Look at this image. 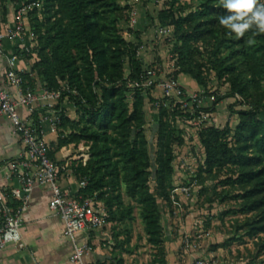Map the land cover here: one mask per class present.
Here are the masks:
<instances>
[{
	"label": "trees",
	"instance_id": "1",
	"mask_svg": "<svg viewBox=\"0 0 264 264\" xmlns=\"http://www.w3.org/2000/svg\"><path fill=\"white\" fill-rule=\"evenodd\" d=\"M29 1L40 2V7L26 14L35 38L30 53L21 54L33 60L30 73L34 76L23 75L25 86L35 90L38 82L43 88L62 89L61 100L66 97L77 114L72 119L60 110L56 146H49V158L54 161V154L71 143L89 146L88 159L73 169L78 182H86L77 194L101 204L104 222L119 223L133 209L122 201L119 189L123 185L126 196L139 208L146 242L160 249L155 261L168 264L157 195L150 189L152 165L143 112L145 101L155 99L150 91L128 87L142 70L137 51L143 32L132 31L133 40L122 37L130 5L124 0H0V9L4 13L8 2L15 6ZM179 1H166L149 24L171 29L167 53L175 68L173 77H188L207 92L211 80L203 75L206 69L227 85L222 96L216 88L212 90L213 103L231 97L239 106L234 127L211 126L199 133L204 159L194 178L225 169L220 182L235 192L233 198L241 200L240 211L249 214L248 235L256 236L264 249V33L253 27L240 38L229 34L219 23L229 14L222 0H191L194 8ZM259 2L264 4V0ZM202 49L205 63L196 59ZM155 101L160 111L155 179L162 184L173 173V144L182 139L165 121L169 112L163 100ZM178 111L173 107L169 114ZM225 192L220 201L228 195Z\"/></svg>",
	"mask_w": 264,
	"mask_h": 264
},
{
	"label": "rangeland",
	"instance_id": "2",
	"mask_svg": "<svg viewBox=\"0 0 264 264\" xmlns=\"http://www.w3.org/2000/svg\"><path fill=\"white\" fill-rule=\"evenodd\" d=\"M160 1L157 4L153 0H142L138 6L144 26L140 29L142 28V33L147 35V52L155 58L160 55L163 58L166 57L170 47V43H167L166 39L159 43L151 39L150 19L155 16L162 3L168 0ZM179 2L187 5V8L196 6V3L191 0H180ZM142 20L140 21L142 22ZM196 59L206 62L207 55L204 49L201 50V54L196 55ZM203 75L208 81L211 80L207 90L216 88L220 96L226 93L227 85L218 82L213 73L203 69ZM192 82L196 84L194 80ZM197 88L198 91L203 89L200 86ZM153 98L157 100L160 96L157 94ZM155 100L154 102L146 100L143 112L152 165L150 189L157 195L164 228L162 248L168 264H193L200 257L211 259L214 264H264V249L259 246L258 238L248 235L245 222L249 214L240 211L241 200L233 198L235 192L220 182L226 176L225 169H218L211 174L204 173L201 177L194 178V173L204 159V149L199 133L211 126L219 129L226 125L234 127L237 122L235 112L239 108L234 98L224 97L217 103H208L207 107L200 109L201 113L179 109L178 113L173 115L169 114L172 108L165 106L169 112L164 117L165 121L170 129L174 128V135L182 139V142L176 141L173 144L175 152L173 173L162 184L155 179L157 169L155 158L158 150L156 138L160 115L158 103ZM67 115L75 119L76 110L71 108ZM203 115L206 117L203 118ZM67 132L64 133L67 134ZM80 144L81 142L73 147L64 146L70 151L67 159L61 164H67L65 168L73 175L74 166L81 161L80 156L83 153L79 149ZM49 146L51 149L55 148L56 140L50 141ZM75 179L79 183L76 177ZM183 186H190L188 195L181 192ZM225 191H228V195L220 201V197L224 196ZM119 192L123 203L125 205L132 204L133 209L119 223L104 222V226L112 234V242L115 244L114 264H118L119 259L122 260V264H158L155 260L158 259L160 249L154 248L146 242L138 206L126 196L123 185ZM208 199L211 200L210 203ZM185 235L190 236L189 246H185L183 243Z\"/></svg>",
	"mask_w": 264,
	"mask_h": 264
},
{
	"label": "built area",
	"instance_id": "3",
	"mask_svg": "<svg viewBox=\"0 0 264 264\" xmlns=\"http://www.w3.org/2000/svg\"><path fill=\"white\" fill-rule=\"evenodd\" d=\"M142 0H124L130 5L129 20L123 28L122 37L133 40L132 31L138 30L139 9ZM159 4L160 0H153ZM166 2V1H165ZM162 3L160 8L165 5ZM40 2L29 1L20 2L14 6V20L12 25L0 27V55L2 54V44L4 40L22 41L27 37L28 44L21 43L18 54H29L34 46V33L27 25L26 14L39 8ZM159 8V9H160ZM1 24V15H0ZM140 30V29H139ZM151 39L154 42L169 41L171 29L168 26H153L151 29ZM144 43L139 46L137 55L142 63V70L139 77L128 82V87L150 91L151 95L159 94L163 100V105L186 109L190 112H200V109L207 107L208 103H213L215 95L212 90L205 92L187 91L180 81L173 77L175 70L171 55L159 59L155 57L149 61L143 57ZM13 53L7 58V69L5 77L7 82L16 89V94L12 95L0 88V115L6 116L14 125V130L18 133L21 142L20 156L6 164L7 178L14 179L16 184L11 187L0 186V252L9 243L20 244V227L22 225V213L26 207L28 196L33 188L37 186H48L51 191V198L48 209L51 214L58 216L63 222V235L72 242V252L68 257V264H83L82 257L88 248L86 244L78 245L74 242L75 234L83 230H92L101 227L104 223L103 208L93 197L75 194L68 195L58 184L60 164L52 161L48 156L49 143L45 138L42 122L48 123L50 133L56 134L57 126L60 123L59 112L62 109L61 100L62 89L50 90L40 87L32 90L25 86L23 72L18 69V54ZM68 89V88H64ZM60 102V108L57 105ZM24 108L27 116L22 118L18 109ZM41 110L37 120L34 113ZM203 118L206 115L202 116ZM75 144H68L73 147ZM79 149L83 151L80 156L82 164L89 157V146L81 143ZM84 180L79 182V187H84ZM190 186H183L181 192L189 194ZM11 236L12 238H9ZM185 246H189L190 236L183 237ZM176 264V263H175ZM193 264H214L211 259L200 257Z\"/></svg>",
	"mask_w": 264,
	"mask_h": 264
},
{
	"label": "crops",
	"instance_id": "4",
	"mask_svg": "<svg viewBox=\"0 0 264 264\" xmlns=\"http://www.w3.org/2000/svg\"><path fill=\"white\" fill-rule=\"evenodd\" d=\"M0 15V27L12 25L14 6L8 2L5 12L3 13L0 10ZM142 19L139 11V29L144 27ZM141 36L146 51L142 55L145 59L152 61L154 56L152 57L147 52V35L142 33ZM21 43L28 44L29 40L25 36L22 41L4 40L2 54L0 55V88L12 95L16 94V89L7 82L5 77L7 58L11 54L17 53ZM32 62V59L27 60L18 54L17 67L24 75L30 74L34 76L30 73ZM179 81L187 91H198V85L194 84L190 78L181 76ZM36 84L35 90H38L40 86L38 82ZM71 108L73 107L66 100L62 101V109L66 114ZM18 112L22 118L27 116L24 108H19ZM42 113L41 110L38 111V114ZM42 128L48 143L56 140V134L49 132L47 122H42ZM69 151L67 147L62 146L55 153V161L61 166L58 176L59 186L68 195L73 196L79 189V183H77L74 175L65 168L67 164H61L62 161L67 159ZM20 154V137L14 130L12 121L6 116L0 115V186L11 187L16 184L14 179L7 178L6 164L17 159ZM50 198L51 191L48 186L33 188L22 213L23 221L19 230L21 245L17 243L7 244L0 252V264H68V257L72 252L73 242L63 235L62 220L49 211L48 203ZM104 224L97 229L83 230L75 234L74 242L78 245L86 244L88 247L82 257L83 264H114V257L116 256V253H114L115 244L112 242V234L105 228Z\"/></svg>",
	"mask_w": 264,
	"mask_h": 264
},
{
	"label": "clouds",
	"instance_id": "5",
	"mask_svg": "<svg viewBox=\"0 0 264 264\" xmlns=\"http://www.w3.org/2000/svg\"><path fill=\"white\" fill-rule=\"evenodd\" d=\"M222 6L229 13L220 18L219 23L234 33L237 38L253 27L259 33H264V4L259 0H222ZM249 44L253 41L249 40ZM9 238H12L9 236Z\"/></svg>",
	"mask_w": 264,
	"mask_h": 264
}]
</instances>
